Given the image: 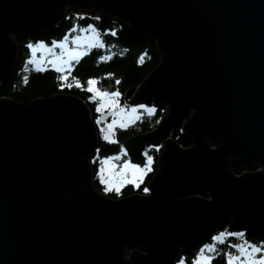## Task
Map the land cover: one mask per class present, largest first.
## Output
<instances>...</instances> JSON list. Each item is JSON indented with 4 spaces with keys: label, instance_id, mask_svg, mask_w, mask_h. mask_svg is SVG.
Masks as SVG:
<instances>
[{
    "label": "water",
    "instance_id": "obj_1",
    "mask_svg": "<svg viewBox=\"0 0 264 264\" xmlns=\"http://www.w3.org/2000/svg\"><path fill=\"white\" fill-rule=\"evenodd\" d=\"M65 4L155 40L159 61L123 97L166 105L127 139L161 150L147 193L109 197L89 162L103 114L69 93L0 97V264H170L228 213L264 238V0H0V82L13 35L56 24ZM178 120L188 146L170 135ZM239 160L260 168L233 173Z\"/></svg>",
    "mask_w": 264,
    "mask_h": 264
},
{
    "label": "trees",
    "instance_id": "obj_2",
    "mask_svg": "<svg viewBox=\"0 0 264 264\" xmlns=\"http://www.w3.org/2000/svg\"><path fill=\"white\" fill-rule=\"evenodd\" d=\"M74 25H92L100 34L104 47H94L78 64L73 62L74 67L71 73L68 74L70 82L58 79L61 73L56 72L52 67H46L45 71H37L36 68L30 66L28 61L30 56L29 44H34L38 41L49 44L53 40H59ZM13 38L17 46L15 51L16 64L5 79L0 82V97H11L18 102L26 104L34 98H45L56 93L74 94L86 102L92 116L95 115L93 105L95 100L89 101L90 95L86 88L89 79L97 80V86L100 89L116 91L120 95H124L127 90L135 87L159 61L158 47L153 38L148 37L145 33L133 31L127 22L121 21L117 16L103 15L85 9L67 8L64 11L63 18L56 24L42 28H28L21 33H15ZM108 55L112 56L110 60L101 59V57ZM25 77H27V81H25ZM73 78L79 80L80 87L75 86ZM67 84H73V86L68 87ZM131 103L153 105L155 112L141 115L139 119L133 121L126 128L116 127L112 139L114 142L98 137L97 147L89 159L93 173V188L99 190L102 188L98 180L94 178L98 157L115 154L120 149H123L125 157L131 162L136 164L144 163L145 154L143 150L131 148L127 143V139L134 134L146 132L153 128L162 117L165 107L164 104L155 102L152 99L131 100ZM171 136L182 146L191 144L190 139L182 132L181 121L179 120L173 126ZM161 142L162 140H160ZM160 150L161 145L149 144L147 153L153 158V168L144 177L143 183L140 184L139 188L134 187L132 184H125L119 194L110 191L106 192L107 195L109 197H119L133 192L144 193V186H146L156 169V158ZM242 167L241 163L230 161V169L233 173H239ZM193 193L202 196L207 194L206 190L201 192L194 191ZM230 217V213L224 214L220 228L210 230L201 240L181 248L178 259L190 262L201 244L210 242L213 234L220 229L228 227L227 224ZM240 229L244 233V240L253 244H259L264 241L259 229L250 226ZM237 239V236H228L223 244L217 243V252L213 253L215 258L211 264H226V252H230L232 244ZM170 264H174V261L170 262Z\"/></svg>",
    "mask_w": 264,
    "mask_h": 264
},
{
    "label": "snow or ice",
    "instance_id": "obj_3",
    "mask_svg": "<svg viewBox=\"0 0 264 264\" xmlns=\"http://www.w3.org/2000/svg\"><path fill=\"white\" fill-rule=\"evenodd\" d=\"M91 29V35L88 36H76L72 39L71 44L73 47H69V36L66 35L62 41L52 42V46L48 47L43 42L38 44H29L28 47L32 51V59L29 61L30 64H34L37 71H45L46 67L42 66L45 63L50 65L56 72L62 73L58 79L67 81L68 76L63 75L64 73L70 74L72 68L74 67L73 62L78 64L80 60L89 54L92 48H102L104 47L103 42L100 39V34L89 26ZM89 29H82V32H88ZM72 31H76L74 28ZM115 35V33H113ZM59 48L61 51L57 54L56 49ZM38 51H42L46 53L50 59L45 61V57L36 58V53ZM112 58L111 55L101 57L102 60H110ZM25 81H27V77H25ZM73 83L76 87H80L79 80L73 78ZM98 81L95 79H89L87 81L88 88L87 91L95 93L93 99L99 97L102 100V103L97 108V111H102L105 107H113L115 108L118 105V97L120 95L119 92L108 93L106 91H100L96 85ZM119 83V81H117ZM63 86V85H62ZM68 87H72L73 84H67ZM143 108L144 106H140ZM121 111H124L123 109ZM146 111L149 114L155 112L154 108H148ZM137 112V108L133 107L131 109V113L135 114ZM139 119V117H135ZM99 122V121H98ZM116 126L121 128H126L128 126L127 123L120 122L114 120L112 124L107 125V130H103L105 140H109L110 142H114L112 137L114 136V129ZM147 155V153H145ZM113 159H119L118 157ZM104 165H111V160L103 161ZM153 158L152 156H147V162L144 167H140L138 165H132L130 163H125L121 171L113 172L111 169L101 168L100 180L101 183L105 184V192L115 191L117 194L120 193L121 188L125 184H133L137 188L140 187V184L143 183L144 177L147 173L152 171ZM108 172L107 178L105 177V172ZM131 173V178H129L128 174ZM149 191L148 188L144 189V192L147 193ZM228 236H238L243 240L244 233H230V232H222L219 235L215 236L213 244L205 245L197 256V259L194 261V264H211L212 260L215 258L211 253H216V244H223ZM233 248H236L237 254H227V264H264V243L257 246L255 244H251L248 241L244 240L243 243L232 245ZM183 264V261H181Z\"/></svg>",
    "mask_w": 264,
    "mask_h": 264
},
{
    "label": "rangeland",
    "instance_id": "obj_4",
    "mask_svg": "<svg viewBox=\"0 0 264 264\" xmlns=\"http://www.w3.org/2000/svg\"><path fill=\"white\" fill-rule=\"evenodd\" d=\"M67 8H73V9H76V10H83V8H78V7H71V6H69L68 4H65V6H64V9H63V12L65 11V10H67ZM85 10H87V9H85ZM91 11H94V10H91ZM94 12H96V11H94ZM77 13V12H76ZM96 13H98V12H96ZM89 26H92V25H86V26H76V25H74L72 28H70L68 31H67V33H65V35H63L62 37H61V39H59V40H53V41H56V42H60V41H62L63 40V38L66 36V35H68L69 36V47H73V45L71 44V41H72V39H74L76 36H81V37H84V36H88V35H91L92 33H91V29H89ZM76 29V31H72L73 29ZM92 28H94L93 26H92ZM82 29H89V31L88 32H82L81 30ZM95 29V28H94ZM96 30V29H95ZM52 41V42H53ZM41 42H43V41H38V42H36V43H34L33 45H35V44H38V43H41ZM52 42L51 43H49V44H46V43H44L45 45H47L48 47H51L52 46ZM56 53L58 54L61 50L59 49V48H57L56 50ZM42 56H44L45 57V61L47 60V59H50V57L46 54V53H44V52H42V51H38L37 53H36V58L37 59H39V58H41ZM32 59V51H31V49H30V56H29V58H28V61H30ZM30 66L31 67H34V68H36L35 67V65L34 64H30ZM42 66H44V67H51L50 65H47L46 63L44 64V65H42ZM61 75H62V73H61ZM63 75H67L68 76V73H64ZM66 82H70L69 81V79H67V81ZM96 87L100 90V91H106V92H108V93H113V92H116V91H111V90H104V89H100L97 85H96ZM86 88H88V84H87V86H86ZM89 95H90V97L92 96H94L95 95V93H93V92H89ZM93 100H95V102L93 103V105H94V111H95V115L94 116H92L91 114V116H92V118H93V120L94 121H96L98 118H99V114H103L104 115V117L101 119V120H99V122L98 121H96L95 122V127H96V130H97V137H100V138H102V139H104L103 138V136H104V132L102 131V129L103 130H107V125L108 124H112L113 123V121L114 120H116V121H120V122H124V123H127L128 125L129 124H131L133 121H135V120H137L135 117H140L141 115H143V114H146V113H148L147 111H146V109H148V108H153V105H149V104H145V103H131V100L130 101H127V99L125 100L124 99V97H123V95H119V97H118V105L115 107V108H113V107H111V106H109V107H105V108H103L102 109V111H97V108L100 106V104L102 103V100L99 98V97H97L96 99H93ZM140 106H144L143 108H141ZM133 107H135V108H137V112L135 113V114H133V113H131V109L133 108ZM164 107H165V111H166V105L164 104ZM89 108V107H88ZM124 110V111H121V110ZM165 111H164V113H165ZM89 112H90V109H89ZM163 113V114H164ZM179 121H181V120H179ZM116 127H119V126H116ZM115 127V128H116ZM115 130V129H114ZM170 135H171V132H170ZM112 139H113V137H112ZM149 144H153V143H149ZM149 144H146L143 148H142V150H143V153L145 154V153H147V148H148V146H149ZM155 144H156V146H158V144L159 145H162V142L160 143V141L159 142H155ZM147 156H151V155H149L148 153H147V155H145V160H144V163L143 164H136V163H133V162H131L129 159H127L126 157H125V154H124V150L123 149H120V151L118 152V153H115V154H109V155H106V156H102V157H98L97 158V160H96V172H95V174H94V178H96L97 180H98V182L101 184V192L102 193H104V194H107L106 192H105V187H106V185L105 184H103V183H101V180H100V173H101V168L102 167H104L105 169H111V171H113V172H119V171H121V169L123 168V165L125 164V163H130V164H132V165H138V166H140V167H144L145 166V164H146V162H147ZM116 157H118L119 159H113V158H116ZM105 160H111V165L109 166V165H104L103 164V161H105ZM153 168V167H152ZM93 176V175H92ZM107 176H108V172L106 171L105 172V177L107 178ZM128 176H129V178H131V173H129L128 174ZM133 185V184H132ZM134 187H136L135 185H133ZM146 188V186H144V189ZM143 189V190H144ZM115 192V191H114ZM145 193V192H144ZM229 227H226V228H223V229H220L217 233H215V234H213L212 235V238H211V240H210V242H206V243H203V244H201L199 247H198V250H197V253L195 254V256L192 258V260L190 261V262H185L183 259H178V257L177 258H175L173 261H174V264H181V261H183V264H194V261L197 259V256H198V254L200 253V250L205 246V245H209V244H213V243H215L214 242V237L215 236H217V235H219L220 233H222V232H230V233H241V229H228ZM234 230V231H233ZM237 241L234 243V244H240V243H243V241H244V239L242 240L240 237H238L237 236ZM264 240V239H263ZM250 243V242H249ZM262 243H264V241H262L261 243H259V244H255V245H257V246H259V245H261ZM234 244H232V245H234ZM251 244H253V243H251ZM229 253H231V254H237V250H236V248H233V247H231V249H230V252H226V264H227V254H229ZM128 253H126V255H127ZM211 255H213V253H211Z\"/></svg>",
    "mask_w": 264,
    "mask_h": 264
},
{
    "label": "flooded vegetation",
    "instance_id": "obj_5",
    "mask_svg": "<svg viewBox=\"0 0 264 264\" xmlns=\"http://www.w3.org/2000/svg\"><path fill=\"white\" fill-rule=\"evenodd\" d=\"M127 143H128V141H127ZM130 147L133 148L132 146H130ZM133 149H135V148H133ZM136 150H138V149H136ZM234 162L241 163L243 165V167L239 173L244 172V171H253V170L260 168V166L257 164V162H246V161H242V160L234 161ZM239 173H236V174H239Z\"/></svg>",
    "mask_w": 264,
    "mask_h": 264
}]
</instances>
